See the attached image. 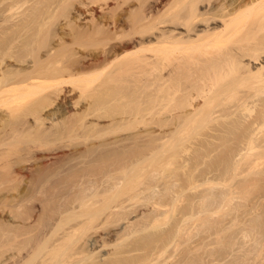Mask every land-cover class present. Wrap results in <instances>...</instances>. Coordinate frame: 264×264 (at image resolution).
Segmentation results:
<instances>
[{"label": "bare ground", "instance_id": "bare-ground-1", "mask_svg": "<svg viewBox=\"0 0 264 264\" xmlns=\"http://www.w3.org/2000/svg\"><path fill=\"white\" fill-rule=\"evenodd\" d=\"M148 1L150 2V0H148ZM152 1H153V3L151 2L152 4L148 5V6H150V8L148 7L149 10L146 7H145L146 10L142 9L143 11H145L144 12L145 15H143L142 14L143 12L141 13V9H139L140 3H138V1L136 2V0H0V151H1L0 152V159L2 158L3 160H5V163L2 159L0 160V162L1 161L3 162L2 169L4 172L3 173L2 171H0V174H1L0 175L1 176L0 182L2 181L1 179H3L4 181L8 180L7 182L10 183L9 186H11V183H12L11 180H14L15 183L19 182V184H21L22 182L19 181V179H20V177L22 178V176H23L22 181H23V183L25 182L24 183L25 186L22 185V187H24V189L20 186L23 190L20 191L19 193H17L18 194L17 198L19 197L18 199H22L23 197H25V195L29 194V192L27 190L30 186H32L31 184L36 182V181L35 182H33V181L35 180V178L37 176H39L38 174L41 173L40 171H41L42 165H44V164L41 165L42 162L40 163V161H44V160L41 159V158H43L42 156L37 157L39 154L37 156L35 155L36 158L34 155L32 156V159L33 158L34 159L32 162L29 160V163L31 162L30 165H28L29 163L24 160V162H27L28 164L26 163V165L21 166V169L26 171L28 174L24 173L25 175L22 174L19 176L15 173L17 176L16 177L14 175V173L13 174L11 173V171H14L15 168L13 167L14 169L10 170L12 166H15L14 160H10L11 155L14 156V154L12 153L13 151L11 150V147H13V145L16 144V142H18V140L20 141V138L21 139H25L23 137L27 138V136H25V135H28L29 133L30 134L34 133V135L37 134L36 137H38V138H39L38 135H40L41 138H43L45 133L47 134V132L50 130V129L48 130V127L50 125L48 127L46 125H48V123H51V122L54 124L60 122L63 125V128H65V130L67 131V134H69L68 132H71V135L69 134V136H68V137L71 136L70 138L74 137L73 134L75 135L77 132H79L78 130H80V128L81 129L83 128L82 130L84 132H82L83 134H81V135H83L85 137V138L83 137L85 139V141L89 140L94 146L96 145L94 143H97L96 142L97 140L99 142V140L101 141V139H102L101 142L106 143V145H107L108 141L109 142H115L114 144L116 146H114V147H117V145L119 144L118 147L121 148L122 144H125L123 142L127 141L126 139H128L129 137L132 138V136H130V135H132L133 132L136 131V129L133 127L134 125H132L133 122L134 123L136 122L135 125L137 126V121L139 123L140 122L139 120H141V119H143V120L149 119V120H154V121L157 120L159 122L158 125H160L159 127H161V129L159 130L160 132H158L157 131L158 128L156 129L154 124H153V126L151 125L153 128L151 127L152 130H149V131H150V133L153 132L152 133V135L154 134L153 137L151 136V134L147 133L151 136L152 139L154 138L156 133L157 134L160 133L162 135V136L158 135V137H155L158 140V142H156V143H159V140L161 143H163L164 140L173 139V141L177 140V142H178V140L182 139L183 141L180 140V142L182 141L181 144H183L184 140L185 141L186 140L189 141L190 139L192 140V139H194L195 134L202 133V136H203L202 140H207V138H210V139L212 138V139H214V140L216 139L218 141H227V140L229 141V140H239V139L243 138V140L246 141V143H247V147H246V150L244 147L238 149L239 150L238 153L240 155H242V154L248 155L251 153L254 154V153H258V152L261 153V151H262V153H264V36H263L264 34L262 35V37L259 36L260 37V38L258 37L259 39H256L257 36L255 35V33L257 34L259 31H264V25H262L261 23L258 25H254V23H252L253 25L251 24L252 26L250 27L251 28L250 30H252L251 31L252 34L254 33V36H253L250 32H248L249 29L245 28V26H246L245 16H244V18H242V14L245 15V13L247 11L249 12L250 10L251 11L253 10L252 12H254L255 11L254 9L260 10L261 6L264 5V0H206L207 1L206 5L202 4L203 3V2H201L202 0H152ZM187 1H188V5H185L186 3H184V2H187ZM141 3H143V2H141ZM145 3H147V2H145ZM181 3H183V5H185V7L183 6L184 8L182 6L180 8L181 10L183 8V10H182L183 12L176 11L177 12L176 13L175 9H176V7H178L177 8V10H178ZM202 6H203V8H202ZM143 8H144V5H143ZM133 11H134V14L131 13ZM137 12L138 13L140 12L139 14H141V15H138ZM258 12H260V11H258ZM136 13H137V16H135ZM132 14L134 16H131ZM251 14L252 13H250V15ZM252 18H255V17H252ZM243 19H245V20H243ZM261 20H262V17H257V19L255 21L260 22ZM155 22H158V23H155ZM178 22L182 23V24L180 26H177V25H179ZM249 23H251V19H250ZM174 24H176V25H174ZM155 27H156V29H154ZM143 28H146V29H143ZM150 28H153L154 32L151 35L146 34L147 36H150V37H146L144 35V33H146V31ZM244 28L247 29L246 32H248V33H245L244 36L242 34L243 37H239L238 36L239 33L242 30H244ZM150 31H152V30H150ZM150 31H148V32H150ZM242 32H244V31H242ZM244 39H248V41L245 42ZM253 39L255 40V42L253 41ZM236 40H240L241 43L237 44V46H234V45L230 46L229 45L230 41H236ZM215 44H217L219 46V49L215 50V51H208V48L213 47ZM98 79H100L99 80L100 82L98 81ZM96 80L98 81V83L95 82ZM77 82H78L79 88L81 90L80 93L75 92L76 88L78 89V87H76V86H78ZM80 82H81V84H80ZM81 85H82V87H80ZM146 95H148L147 96L148 98H146ZM144 96H145V98H144ZM150 102L153 104H150ZM6 103L7 104L8 103L14 104V106H15L13 108L14 110L11 108L13 105L12 106L10 105V107L8 106V109L10 108L9 111L12 109V112H9L7 108H6L7 110H5V108L3 107V104L5 106ZM144 103L150 104L149 106H152V107H150L149 110H146V112H145V109H148V106H146ZM143 105L146 106L145 109L143 108V107H145ZM257 106L262 107V109H263L262 115L260 116L258 114H255L251 117V119H249L252 112L254 110H256ZM154 110H156V114H154L155 118L154 117L148 118L146 116L147 117V119H146L145 115H147V114L150 115V113L152 115ZM104 117L105 118L111 117L113 120V123H111L112 122L111 121V122H108L109 124H105L106 122L101 119ZM99 119H101L105 123L103 124L102 122H100ZM130 122L132 123L130 125H132V128H133L132 129L131 126L129 127V129L131 128L130 129L131 131L128 129V125ZM143 122L145 123V121H143ZM163 122H166V123L169 122V123L167 125ZM245 122L246 123H248V122L253 123L254 128L250 129L243 136L237 137L233 132V127H235L237 125H243ZM148 123L149 122H147V126L150 127V125H148ZM153 123H155V122H153ZM140 125H138V126H140ZM142 125H144V124L142 123ZM166 125H167V127H169V126L170 127L167 128ZM54 126H56V124ZM164 126L166 128H163ZM149 127L147 128V130L150 129ZM61 130H64V129H61ZM144 130L145 129H142V131H144ZM147 130H145V132ZM202 130H204V131L201 132ZM75 131H76V133H75ZM149 131H147V132H149ZM79 133H81V130ZM84 133H85V135H84ZM30 134L28 135V139H30L29 136L31 137V135H32V134L31 135ZM136 134H137V132H136ZM48 135H49V133H48ZM64 135H66V134H64ZM76 135L78 136V134H76ZM144 136H145V134H144ZM103 137L105 139H103ZM34 138L35 137H33V140H36ZM38 138H37V140H39ZM77 138H79V137H77ZM145 138H148V137L145 136ZM155 138L152 140L153 142L156 141ZM135 140H137V139H135ZM40 141H41V139H40ZM170 141H172V140H170ZM173 141L170 143L171 145L173 143V146H171V145L170 146L176 150V149H178L176 147H179L177 145L180 142L179 143L175 142L176 143V146H175ZM20 142H22V141H20ZM153 142H151V143H153ZM167 142L168 141H166V144H167ZM257 142H259V143H257ZM116 143H118V144H116ZM161 143L159 145H163V146L166 145V144H164L165 142L163 144H161ZM92 144H91V146H93ZM111 144L113 145V143H111ZM127 144L130 145L128 142H127ZM155 144H154V147H155ZM28 145L30 146V144H28ZM101 145H103V144H100V146ZM133 145H135V143H133ZM149 145H150V143H149ZM157 145L158 144H156V146ZM14 146H16V145H14ZM139 146H141V145H139ZM168 146H169V144H168ZM168 146H165L164 148H166ZM63 147H62V149H63ZM70 147H68V148H70ZM160 147L163 148L162 146H160ZM22 148H24V151L27 148L30 149V150L27 149L28 151L26 150V152L32 151L31 150L32 148L31 147L26 148V145H25V147H22ZM22 148L19 150H22ZM72 148H74V147L72 146ZM101 148H102V146H101ZM122 148H123V146H122ZM158 148L159 147L152 149V153H156V155H157V152L160 151L159 150L160 148L159 149ZM172 148H170V147L168 149L166 148L168 150L167 152L169 153L170 151H174V150H172ZM62 149H60V150H62ZM66 149H67V147H66ZM98 149H99V147L97 148V151H98ZM109 149H111V148H109ZM166 149H164V150H166ZM13 150H15V148ZM34 150H35V148H34ZM79 150L80 149L78 146L75 147L74 149L66 150L68 152L62 150V152H58V155H56V158H58V157L60 158V157L65 156L67 154L70 157L72 155L75 156L76 154L80 153L81 150L80 151ZM131 150H133V149H131ZM139 150H143V149L140 148ZM139 150H138V153H139ZM85 151H86V149H85ZM135 151H136V149H135ZM21 152H23V150ZM34 152L35 151H33V153ZM88 152L89 151H87V153ZM105 152H106V150H105ZM116 152L117 151H115V153ZM143 152H144V150H143ZM30 153H32V152H30ZM136 153H137V151H136ZM152 153L150 151V155H154ZM176 153L175 154L173 153V154L177 156ZM42 154H44V153H42ZM160 154H164V153L162 152ZM160 154H159V157H161ZM23 155L25 156L27 154H23ZM86 155H89V154H86ZM150 155L148 156V160H146L147 157H145V160H144V158H142L145 161V162L142 161L144 164L141 162L142 165H145L146 161H150V159H152V158L154 160V157H156V155H154V157L149 158ZM166 155L168 158V154H166ZM171 155L169 156V158H172ZM15 156H16V154H15ZM54 156H55V154H54ZM92 156H93V154H92ZM92 156H91V158H92ZM126 156H127V153H126ZM132 156L134 157L133 154H132ZM144 156H147V155H144ZM176 156H173V157L177 158ZM18 157H17V159H18ZM26 157H29V156H26ZM86 157H84V158H86ZM105 157H103V158H105ZM117 157H119V156H117ZM122 157H123V155H122ZM129 157H130V155H129ZM159 157L157 156V159ZM163 157H165V156H163ZM19 158L20 159H18V161L20 160V163H21L20 165H22V163H23L22 159L24 157L23 158L19 157ZM30 158H28V159H30ZM51 158H52V156H51ZM79 158H81V157L79 156ZM134 158L136 159L137 157H134ZM46 159H48V158L46 157ZM82 159H83V157H82ZM161 159H162V157L158 159L159 160L158 162H161L160 161ZM172 159H174V158H172ZM56 160H58V159H56ZM124 160L125 159H123V161ZM169 160L166 159V161H168V162H166V161L165 162L169 164L170 163ZM45 161H47V160H45ZM54 161L55 160H53V163H54ZM118 161H120V160H118ZM123 161H122V165L119 163L120 168H118V166H117L118 171L115 170V171L109 172L108 174L104 173V174H106L104 176H103V173H100V174H102L101 176H100V174H99V176L97 175L99 178L106 176L105 178H102L103 180L110 177L111 180L108 179V183L106 182L107 180L100 182L101 179H98V178L96 179V175L94 173H92L91 171H89V173H88V171L85 169V167H82L86 170V171H84L82 169L84 172H87V175H86V173H83V172L80 173L79 172L80 174H85L86 176L84 175V177H82L83 175L80 176V174H77V176L84 178V182H85V178L89 177L88 174H90L92 179L95 178L97 181L99 180L100 183L96 182L98 185L97 186L96 183H94V181H96L94 179L93 183L95 185H92L93 183H91L90 179L89 180L86 179L87 181L84 184V183H82L83 180L80 178L82 180V181L80 180L82 184L79 185L78 184L79 182H77V184L79 185V189L80 188L82 189L83 186L86 184H87V186H91V185L93 187L97 186L99 189L100 188L99 186L102 185L101 183H104V182H105L103 184L104 187H103V185L101 187L105 188V189L103 191H100V192H99L100 189L99 190L97 189L98 191L96 190V191L92 192L91 194L89 193L90 192L89 191L88 194H84L83 196H77L76 195L79 199H76L77 197L76 198L74 197L75 199H73V200H75V201L80 200V203L78 202V205H81V206L83 205L82 207L84 208V209H81L82 212L80 211V216H84L82 219H79V221L82 220V222L77 223V225L74 223H76L78 221V219H77L78 213L75 214L77 209L72 210L73 207L71 208L72 211H75L73 213V215H71L72 214L71 211H70V213H69V211H67V214L69 213L68 214L69 216H67V218H64L61 216L62 217V218H60L61 220L59 219L60 221L58 220L59 222H57L58 225L57 224L55 225V223H54L56 228H54L53 232L57 231V234L51 232V235H49L50 233L49 234L47 233V235H49L48 237L45 234H42V235H45L42 237V235L40 234V232H44V231H42L44 227H42L41 230L38 229L40 231L37 232L38 235H41V237H42V238L40 237L41 239H39V237L37 236V233H35L33 231L34 228L32 227V225H31V227L33 229L29 225L28 227H30L31 231H33V234H35L34 238H36V236H37L36 239L38 241H37V244L35 242V244H36L35 247L34 246L32 247L30 245L32 247L31 248L32 250L30 251V253L28 252L29 254H27V256H24L21 253H20L21 255L19 253H17V254H13L10 257L8 255H6V258L2 259V261H1V256L3 257V254H1V253L3 251L5 252V250H7L5 248H7L9 246L12 247L11 244L16 242L17 240H18L17 242H19V244H21V242H23L25 240L24 239L23 241H21L22 238L21 239L19 238V234H20L19 232L21 231L22 227H25L28 229V231H23L24 232L23 235H25V232L27 235V233L30 231L29 230L30 228L27 227L28 224H24L23 220H25V222L29 221V219L26 220V217L27 216L30 217L31 214H29V213L31 212V210L29 209L30 212L27 215L24 211H23L25 213V214L23 213L24 215L22 213H19L20 212V211L18 212L19 208L18 209L16 208L19 206L18 202H16V203H18V206L16 205V207H15L17 210V213L12 214L9 211L4 210V208H1L0 226H1V224H3V225L5 224L4 227L6 228V223L9 224V226L12 224V226H13L12 229H14V235H12L13 231L11 234L12 236L8 235L6 233V235H7L6 238L4 236L5 232L3 234L2 233L3 230L1 231L2 235L5 238V242H6L5 244L9 245V246H5L4 242H3L4 240L2 242L0 241V243H1V245H0V255H1L0 261L2 262V264L4 262H6L8 259H12V258H14V261H13L14 264H68V263L70 264V262H73L72 259H74V261H75V257H77V256H78V258H76V261L74 262V264H76L77 261L79 262V264H81L82 262H84V263L87 262L86 264H140V263L144 264L149 258H150L149 264H155L156 262H159L155 255H157V256L159 255L162 257V254L166 250V248L170 247L169 245H171V244L173 245V243H174L175 245H177V248H178L179 243L177 242V240L181 238V234L180 235L178 234L180 238H178V235H176V234L178 233V231L181 230V228L182 229L184 228L183 226L187 227L188 219H191V218L194 219V217H196V215L202 211H204L205 213H210L211 211H213V213L218 212L220 210V208L217 211L216 210L217 207H222L221 203H217L218 199L216 200V204H214L212 202L208 203L209 199L211 197L210 196L211 193L213 196V192L210 191L207 194L203 193L205 196L202 195V198L200 200L201 205H202L200 207H202L203 209L202 208L200 210L198 209L199 210L198 211V210H196L197 209L196 208V209H193L195 211H193V210L191 211V209H192V208L190 209L191 204L189 205L190 207L184 206V208L187 207L186 210H189V211L186 212V210L184 208H182V209H184V211H180L182 214V221H181V223L179 222L180 224H178V227L176 230L177 233L173 232L175 234V236L173 237L174 234L170 235V236H172L171 239H169V237H168V239L170 241L167 240L168 242H166V243L164 242L165 244L160 246V248L157 244L158 247L156 248L153 244L155 238H147L148 239V241L146 240L147 246H145V247H147L146 249H150V250H148L147 254L146 253L145 254L148 256V259L145 258V256L144 257L140 256V258L142 259L141 260L138 256L135 259H132V261H130L128 259H127V261H125V259H122V257L119 258V257L114 256L112 259L108 258L109 261H108V259L103 261L104 259H106L105 257H107V255H110L109 254L110 252L108 250L106 251L105 249H107V247H111L112 244L115 245V244L119 243V241H116L115 243L113 241L115 239V236L118 235L117 233H120L118 231H120V229H121L120 227H119L120 229L119 228H117V229L116 228L115 229L114 228L113 229L112 228H105V227H107L108 224L106 223L105 227H104L103 226L104 223L107 221V219H110L109 218L110 216H112L114 218L116 217L115 220L117 219L119 222L122 219L123 220L126 219L122 216V215L127 214L126 212H128L127 209H126L127 211L124 210L125 208H127L124 205L126 198L127 199H134L136 197L137 198L139 197V200H140L141 199L140 195L147 193V191L149 192V194H151L150 196H152V193H150V190H151V192L152 191L154 192V190L156 189L155 187H157L156 185H158V184H156V182H155L156 185L152 184L153 179H155L156 176H154V178H153V175L150 174L152 176L151 178H153V179L150 178L151 181H148L149 180V179L147 180L148 177L143 175V173L141 174V172H140L137 174V171H136V173H135V171L132 172V170H136L135 165L139 166L140 160L133 161V164L130 163L131 164L130 169H131V167L132 168L135 167L134 169H131V171L129 168H126L130 172L135 173L132 175H130V173L125 174L126 172H128V170H126L124 172L125 168L122 169V166L127 167L128 164H125L126 161L125 162H123ZM50 162H52V161H50ZM113 162L114 161H112L111 163H113ZM115 162H117V161L115 160ZM150 162H152V161H150ZM172 162H173V160H172ZM186 162H188V161H186ZM55 163H57V162L55 161ZM55 163L53 164L54 165L53 167H55ZM123 163H124V165H123ZM156 163H152V165L155 166ZM166 163H165V165L167 166ZM99 164H96V165H98V167H99ZM101 164H102V162H101ZM163 165L164 164L162 162V167H164ZM46 166H48V165H46ZM51 166H52V164L48 167L50 168ZM56 166H57V164H56ZM159 166L161 167V165H159ZM166 166H165V168H166ZM186 166H187V164H186ZM150 167H151V165H150ZM160 167L157 166V168H160ZM162 167H161V169H162ZM94 168L96 169V166ZM2 169H1V164H0V170H2ZM149 169H151V168H149ZM50 170H51V168H50ZM113 170H114V168H113ZM15 171H17V170H15ZM59 171L61 172V170H59ZM75 171H77V170H75ZM104 171H105V169H104ZM156 171H158V170H156ZM162 171H164V168ZM166 171H164V172L166 173ZM102 172H103V170H102ZM151 172L154 173V171H151ZM158 172H160V171H158ZM158 172H155V174L156 173L159 174ZM164 172H162L163 177H164V175H166ZM55 173H58V172H55ZM91 173L93 175H95V177H92ZM74 174H76V173L74 172ZM74 174L73 173L71 174L72 177L74 176ZM42 175L45 176V174H42ZM52 175H54V177L52 176L53 177L52 180H51L52 177L48 176L50 178L49 179L50 183L48 182V178L45 176L46 178L43 177L44 181L41 182L39 180L40 181L39 183H41L40 185H42V183H43L42 187L47 185V187H49L50 190L53 188V189H56L57 191L58 190L60 191L61 189L65 188L64 186L63 187L61 186V184L67 183L65 180L68 179V183H70V180L74 179L76 177L75 176L74 178L70 179L69 177H71V175L70 176L64 175L62 177L59 176L56 178V174H52ZM65 176H67V179L62 180L63 178H65ZM214 178H215V176H214ZM143 179H144V181L146 180L147 182H143ZM157 179H159V178H157ZM162 179L163 178H160V180H162ZM213 179L210 180V177H209V179L207 178L206 181L203 183L204 184L212 183V185L214 184V186H215V185H217L218 179H217V177H216V179H214V180ZM41 180H42V178H41ZM45 180H47V181L45 182ZM61 180L65 181V182L61 183L62 182ZM14 181H13V184H14ZM37 181H38V179H37ZM88 181L90 182L91 185L90 184L88 185V183H89ZM7 182H2V183H4L6 185ZM148 182H151V183H148ZM199 182H198V184H199ZM2 183H0V184L2 185ZM146 183H148V185ZM158 183H159V180H158ZM175 183L174 184L170 183L171 185L168 183L170 186L165 188L166 190L162 189V190H164V192L162 191L163 192L162 193V200L165 197L166 198H165L164 202L160 199L162 202L160 204L158 203L160 200L159 201L156 200V202L158 203V206L161 205L162 207H165L166 209L163 212L162 211L159 212V210H158L160 215L156 214V212H155V215L152 218V220L156 221V222L152 221L151 222L152 224L153 223L156 224V223H158V221H161L162 217L160 218V216L164 215L167 217L168 214L170 215L169 212H172L173 210L176 211L178 209V208L175 209V207L178 206L177 202L180 199H183L184 197L183 198L179 197V193H181L180 191L183 189H181L179 191L178 188H176L177 189L176 190L175 189V185H176ZM19 184L16 183V186ZM37 185H38V183H37ZM140 185H142L143 187L146 185L147 186L145 188H143V187L140 188L141 187ZM33 186H35V185L33 184ZM60 186L62 188L58 189V188H60ZM69 186L70 185L67 184L66 188H68ZM87 186H85V187L87 188ZM92 186H91V188L93 189ZM136 186L137 187L139 186L138 187L139 189L137 188L138 191L137 192L134 191L135 193L134 192L131 193L130 190H134V189L136 190ZM214 186L212 188H214ZM39 187L40 186L38 185V188ZM47 187H45V188H47ZM85 187L83 188V191H84V189H86ZM176 187H177V185H176ZM17 188H19V186ZM49 188H48V190H49ZM66 188H65V191H66ZM75 188H76V186H75ZM39 189H42V188L40 187ZM88 190L89 189L87 188V191ZM127 190H129V191H127ZM30 191H32V190H30ZM72 191H73V189H72ZM79 191H81V190H79ZM122 191L126 192V193L130 192L131 194L128 197H126L125 196L126 194H125L124 196L126 198L123 197L119 203L112 204L113 201L116 200V196H117L116 192L118 194L119 192H122ZM156 191H155V193H156ZM165 191H167L169 194L167 192H166V194H164ZM47 192H50V191H47ZM52 193L54 194L55 192H52ZM52 193H49V194H52ZM74 193H72V194L74 195ZM128 193H127V195H128ZM155 193H153L152 197H154L156 195ZM222 193H223L224 198H225V196H226V198L229 197L224 192H222ZM58 194H59V192H58ZM108 194H109V196L107 197ZM170 194L174 196L173 200H171L172 197H169ZM182 194L180 196H182ZM100 195H104L105 200L103 199L104 201L102 200L103 201L102 203L99 201L100 205H96L94 207L95 209H92L91 208L92 204L95 205L98 202L94 199H96V197L98 198V196H100ZM167 195L171 201L170 200L166 201ZM175 195H176V198H175ZM214 195H216V194L214 193ZM15 196L16 195H14V197ZM57 196H60V195H57ZM143 196H147V195H143ZM157 196H159V195H157ZM218 196H219V193H218ZM51 197H53V196H51ZM214 197L215 196H213V198ZM17 198H14V199H17ZM28 198L29 197H27V199ZM30 198H31V196H30ZM43 198H44V196H43ZM102 198H103V196H102ZM148 198H146V199H148ZM155 198H154V200H155ZM186 198H184L183 201ZM23 199L25 200V198H23ZM91 199H93L95 202H93ZM146 199H142V200H146ZM152 199H150V200H152ZM59 200H62V199H59ZM73 200H72V202H73ZM139 200H137V201L139 202ZM230 200H231V198H230ZM47 201H50V200L48 199ZM55 201H58V200H55ZM64 201H63V204H64ZM66 201H69V200H66ZM150 202H152V201H150ZM150 202L148 201V203H150ZM60 203H62V202H60ZM89 203H90V205H89ZM153 203L155 204V202H153ZM13 204H15V203H13ZM45 204L48 205V202H45ZM68 204L70 205L71 202ZM84 205L85 206L87 205L86 207L87 208L89 207V208L85 210L86 207ZM7 206H5V208ZM30 206H33V205H30ZM130 206L132 207L131 204H130ZM192 206H193V204H192ZM211 206H212V208H211ZM19 207H22V206H19ZM57 207H60V205ZM76 207H77V205H76ZM107 207H109V209L107 211H109L110 208H111V210L108 213L105 212V214H107V215L106 216L104 215V216H102L103 218H100L101 213L105 209H107ZM53 208L54 207H51L50 209L53 210ZM68 208H69V206H68ZM128 208H130V207H128ZM169 208H170V210L172 209V211H169ZM193 208H194V206H193ZM22 209L23 208H21V210ZM78 209H79V206H78ZM132 209H133V207H132ZM153 209H154V207H153ZM23 210H25L27 212L29 211L25 208ZM55 210L57 211V209H55ZM55 210H53V211H55ZM207 210H208V212H207ZM46 211H44L45 215H43V212L41 214L43 216L47 217L48 215H46ZM53 211L52 212L50 211V212L54 213ZM62 211H64V208L62 209ZM129 211H131V210H129ZM48 212H49V208H48ZM136 212H137V209H136ZM152 212H150V213L152 214ZM62 213L64 214V212H62ZM19 214L23 215V219L18 218L20 216ZM33 214H34V212H33ZM41 214H40V216H41ZM172 214H173V212H172ZM202 214H204V213H202ZM25 215H26V217H24ZM212 215H214V214H212ZM40 216H39V218H40ZM43 216H41V217L43 218ZM73 216H74V218H73ZM75 216H77V217H75ZM50 217H53V216H50ZM55 217H53V218H55ZM125 217H127V216H125ZM147 217H149V216L147 215ZM147 217H146V220L149 221L150 217H149V219H147ZM198 217L199 218L201 217V213H200V215L198 214L197 218ZM42 218H41V221L43 220ZM63 218L65 219V221ZM48 219H49V216H48ZM74 219L76 221H74ZM98 219H101L100 220L101 222L98 221ZM201 219L204 222L206 221L203 219V215L200 218V220ZM18 220L23 221L21 226H20L21 221L19 223ZM51 221H53V219ZM71 221H74V223ZM124 221H126V220H124ZM139 221H138V224L137 223L136 224L140 226ZM148 221H146V222H148ZM95 222H96V224H95ZM97 222H99V224H97ZM29 223H31V222H29ZM47 223L48 224L46 226H48L50 223H51V225L53 224L52 222H50V223L47 222ZM108 223H109V221H108ZM122 223H124V222H121V224ZM133 223L134 222H132V224ZM185 223H187V224H185ZM23 224L26 226H24ZM35 224H37V223H35ZM38 224L40 225V221L38 222ZM100 224H103L102 226L104 227L103 229H105V232H101L104 230L100 231V228H101ZM125 224H127V223H125ZM125 224L122 226V228H124L123 230L128 231L127 227H129V226H125ZM192 224H194V223H192ZM42 225H40V226H42ZM134 225H135V223H134ZM114 226H115V223H114ZM116 227H118V226H116ZM137 227L138 226H136V229H137ZM149 227H151V226H149ZM189 227H190V224H189ZM25 228H22V230ZM49 228H50V226H49ZM131 228L132 227H130L129 230ZM216 228H218V227H216ZM10 229H9V232L11 231ZM27 229H25V230H27ZM46 229H47V227H46ZM62 229H65V230H63L64 234L62 233V236L60 234L57 238L56 235H58V233H60V231ZM106 229H109V230H106ZM190 229H191V227H190ZM137 230H139V229H137ZM140 230H142V229H140ZM145 230H146V228H145ZM4 231L8 232L7 230H4ZM135 231L136 230L134 228V230H132L133 233H129V232L128 233L132 234V235L137 234V231H136V233H135ZM188 231L191 232V230H189V228H188ZM188 231H187V235H186L187 238L189 236L191 237V235L189 234ZM130 232H131V230H130ZM219 232L217 230L215 232V230H214L215 235L219 234ZM124 233L126 234L125 231H124ZM128 233H127V235H128ZM31 234H32V232H31ZM243 234L245 237L250 238L251 233L249 234V231H246ZM52 235L56 239L54 237H51L54 239H53V242L50 244V242H48V241L50 240V236H52ZM132 235H128V237L132 236ZM163 235L165 236V234H163ZM10 236L11 237L14 236L13 239L12 238L10 239ZM29 236L31 237V235H29ZM75 236H78V237H76V239H75L76 243H74V244L75 245L77 244L78 246L77 245L75 246L74 244L70 243V242H72V240L74 241ZM176 236L178 239H176ZM198 236H199V233H198ZM257 236L259 237V235H257ZM16 237H17V239H16ZM25 237H27V236H25ZM30 237H29V239H30ZM120 237L122 240L124 239L122 237L128 238V237L124 236V234H123L122 236L118 237V240L120 239ZM0 238H2L1 235H0ZM7 238H9V240H11V242L8 240L6 241ZM18 238L20 239V241ZM32 238L33 237H31V239ZM69 238H70V240H68ZM134 238H136V237H134ZM222 238H218V240H221ZM230 238H232V237H230ZM29 239L24 241V242H26L25 246L26 245L28 246V242L30 243ZM159 239H160V241L162 240L161 237ZM189 239L192 240V239H194V237L188 238V240L186 239V242L190 241ZM199 239H200V237H199ZM67 240L70 241V242H68V245H67V243H64V241L66 242ZM122 240H120V241H122ZM126 240L127 241L130 240V238L126 239ZM133 240H136V239H132V241ZM156 240H158V239H156ZM203 240H204V238H203ZM203 240L201 239V241H203ZM233 240H235V238ZM127 241H125V242H127ZM163 241H166V239L165 240L163 239ZM111 242H113V243H111ZM199 242L200 241H198V243ZM225 242H226V240H225ZM225 242H223V243H225ZM23 243H22V245H23ZM108 243H109V245H108ZM227 243L228 242H226V244ZM14 244H12V245H14ZM71 244L74 245L73 246L74 248L71 247L72 251L70 252L69 250H71V248H69V247L71 246ZM120 244H121V246L123 245L122 243H120ZM183 244H186L185 241H184V243H182V245ZM200 244L203 245L202 243H200ZM220 244H221V242H220ZM220 244L218 243L219 246H220ZM232 244H231V246H233ZM2 245L5 247H3ZM22 245L20 247H17V246H19V245H17L14 247V249H17V248L20 249L22 247ZM197 245L199 246V244H197ZM25 246H23V247H25ZM225 246H223V247H225ZM118 247L119 246H117V248ZM210 247H212V246H210ZM210 247H208V248H210ZM227 247H228V245H227ZM1 248L2 249L4 248V249L1 250ZM67 248H69V250ZM215 248H216V250L217 249L220 250L219 248H217V245ZM215 248L213 247L212 250H214ZM19 249H17V251H19ZM22 249L23 248H21V250L19 252H21ZM28 249H29V247H28ZM119 249H118V251L122 252ZM156 249H158V250L155 251ZM193 250H196V249L194 248ZM212 250L210 251V253L213 252ZM250 250H252V249H250ZM114 251H117V249ZM142 251H144V250H142ZM190 252H191V250H190ZM215 252H217V251H215ZM225 252H226V249H225ZM98 253H100V254L98 255ZM129 253H132V251H130ZM238 253H240V252H238ZM105 254H106V256H104ZM213 254H215V253L213 252ZM213 254H211V255H213ZM79 255L81 256L80 261H79ZM82 255H83V257H82ZM118 255H119V253H118ZM136 255H138V254H136ZM172 255H174V254H172ZM218 255H220V254L219 253L215 254V256H218ZM246 255H247V252H246ZM121 256H124V255H121ZM176 256H178V255H176ZM97 257H100L99 258L100 260L98 259L99 262L97 260ZM110 257H111V255H110ZM129 257H132V256H129ZM134 257H132V258H134ZM187 257H188V255H187ZM170 258L168 257V259L166 258L163 261H166V260L168 261V260H170ZM218 258L216 257L215 259H218ZM144 259H146V260H144ZM185 259L187 260V258H185ZM233 259H235V258H233ZM186 260H184V261L180 260L178 262H180L179 264H184V263L190 262L189 259H188L189 262H185ZM201 260H202V262H200ZM201 260L198 261L199 263L197 262V260H194V261L197 262V264H200V263L202 264L203 259H201ZM101 261H103V263H100ZM181 261H182V263H181ZM241 261H243V260H241ZM1 262H0V264H1ZM147 262H146V264H148ZM192 263H194V262H192ZM165 264H167V263H165Z\"/></svg>", "mask_w": 264, "mask_h": 264}, {"label": "rangeland", "instance_id": "rangeland-1", "mask_svg": "<svg viewBox=\"0 0 264 264\" xmlns=\"http://www.w3.org/2000/svg\"><path fill=\"white\" fill-rule=\"evenodd\" d=\"M138 1V3H140V5H139V9H141V13L143 14V15H145V11H143L144 9L146 10V8H150V6H148V5H151L152 3H153V1L152 0H150V2L148 1V0H136V2ZM143 2V3H141V2ZM145 2H147V3H145ZM149 2V3H148ZM152 2V3H151ZM201 2H203L202 4L203 5H206V3H207V1L206 0H202ZM176 3V2H175ZM184 3H186L185 5H188V1L187 2H184ZM143 5H144V8H143ZM179 5V4H178ZM185 5H183V3H181V5H180V7H179V9L181 8V6L183 7H185ZM141 7V8H140ZM146 7V8H145ZM183 7V8H184ZM149 8H148V10H149ZM177 8L178 7H176V9H175V12L176 11H178V12H183L182 10H183V8H182V10L180 11L179 9L177 10ZM202 8H203V6H202ZM143 9V10H142ZM147 10V11H148ZM255 11L254 12H252L251 10L246 14L245 13V15H243L242 14V18H244V16H245V19H246V22H245V24H246V26H245V28H247V29H249L248 30V32H250L251 34H252V30H250L251 28V26L253 25L252 23H254V25H258V24H262V25H264V5H262L261 6V8H260V10L259 9H254ZM260 11V12H258V11ZM131 13H133L134 14V11L133 12H131ZM138 13V12H137ZM137 13L135 14V16H137ZM140 13V12H139ZM138 13V15H141V14H139ZM177 13V12H176ZM250 13H252L251 15H250ZM131 15V16H134V15ZM247 15V16H246ZM252 17H255V18H252ZM257 17H262V20L260 21V22H256L255 20L257 19ZM245 19H243V20H245ZM250 19H251V23H249L250 22ZM254 21V22H253ZM180 22V21H179ZM178 22V24L179 25H177V26H180L182 23H179ZM244 22V21H243ZM155 23H158V22H155ZM249 24V25H248ZM252 24V25H251ZM174 25H176V24H174ZM244 28V30H242V31H244V32H240L239 33V37H243L244 36V34L245 33H248V32H246L247 31V29H245ZM143 29H146V28H143ZM154 29H156V27L154 28ZM153 28H150V29H148L147 31H146V33H144V35L146 36V37H150V36H147L146 34H152L154 31ZM150 30H152V31H150ZM148 31H150V32H148ZM242 34H243V36H242ZM264 34V31H259L257 34L255 33V35L257 36L256 37V39H259L260 37H262V35ZM253 36H254V33L252 34ZM251 36V35H250ZM260 36V37H259ZM264 36V35H263ZM259 37V38H258ZM237 38V37H236ZM255 38V37H254ZM262 39V38H261ZM244 41L245 42H247L248 41V39H244ZM253 41L255 42V40L253 39ZM239 43H241V41L240 40H236V41H230L229 42V45L231 46V45H234V46H237V44H239ZM219 49V46L217 45V44H215L213 47H210V48H208V51H215V50H218ZM100 79H98V81H99ZM98 81L96 80L95 82H97L98 83ZM100 82V81H99ZM77 84H78V82H77ZM80 84H81V82H80ZM83 84V83H82ZM76 87H78V89L76 88V90H75V92L76 93H80V88H79V84H78V86H76ZM80 87H82V85L80 86ZM148 95H146V98H148L147 97ZM144 98H145V96H144ZM143 99V98H142ZM145 104V103H144ZM150 104H153V103H151L150 102ZM150 104H145L146 106H148V109H145L146 108V106L145 105H143V106H145V107H143L144 109H145V112H146V110H149L150 109V107H152V106H149ZM10 105L12 106L11 108L13 109L15 106H14V104H7L6 103V107L4 106V104H3V107L5 108V110H7L8 109V106L10 107ZM7 108V109H6ZM10 109V108H9ZM9 109H8V111H9ZM12 109L9 111V112H12ZM14 110V109H13ZM262 111H263V109H262V107L260 106H257L256 107V110H254L253 112H252V114H251V116H250V118L249 119H251V117L253 116V115H255V114H258V115H262ZM154 114H156V110H154V112H153V114L151 115V113H150V115H145V118L147 119V117L148 118H155V115ZM147 116V117H146ZM157 116V115H156ZM105 118V117H104ZM101 118L103 121H105V122H103L101 119H99L100 120V122H102L103 124L105 123V124H109L108 122H111V123H113V120H112V118L111 117H107V118ZM111 118V119H110ZM110 119V120H109ZM143 119H141V120H139L140 122L138 123V121H137V126L135 125L136 124V122L134 123L133 121V124L130 122L129 123V125H128V129H129V127L131 126V128H132V125H134L133 127L136 129V131H134L133 132V134L132 135H130V136H132V138H128V139H126L127 141H124L123 143H125V144H122V146H123V148H122V146H121V148L120 147H118L119 146V144L118 143H116V144H118L117 145V147H114V146H116L114 143L115 142H107V145H106V143H102L101 141H102V139H101V141L99 140V142H98V140L96 141L97 143H94V144H96L95 146L89 141V140H86L85 141V137L83 136V135H81V134H83L82 132H84L81 128H80V130H81V133H79L80 132V130H78L79 132H77L76 133V131H75V133L76 134H78V136L75 134H73V136L74 137H72V138H70V137H68L69 136V134L71 135V132H68L69 134H67V131L65 130V128H63V125L59 122V123H55L56 124V126H54L55 124L54 123H48V125H46L47 127H48V130L50 131H48L47 132V134L45 133V135L43 136V138H41V136L40 135H38L39 136V138L38 137H36L37 136V134L36 135H34V133H29L30 135H31V137L29 136V138L30 139H28V135H25V136H27V138L26 137H23V138H25V139H21L20 138V141H22V142H20L19 140H18V142H16V144H14V145H16V146H14L13 145V147L15 148V150H13L14 148L13 147H11V150L13 151L12 153L14 154V156L13 155H11V159L10 160H14V162L17 164H15L14 163V165L15 166H12L11 167V169L10 170H12V169H14V171H11V173L13 174L14 173V175L16 176V174L17 175H22V174H26L27 172L26 171H24V170H22L21 169V166H23V165H26V163L28 162L29 163V160L32 162L33 161V159H32V156L34 155H38L37 157H40V156H42L43 158H41V159H43L44 161H40V163H41V165L42 164H44V165H42V168H41V173L40 174H38L39 176H37L36 178H35V180L33 181V182H35V183H33L35 186H33V184H31L32 186H30L29 188H28V192H29V194L28 195H25V197H23V198H25V200L22 198V199H18L17 198V193H19L20 191H22L23 189H24V187H22V185H24V183H23V181H22V178H23V176H22V178L20 177V179H19V181H21L20 183L21 184H19V182H16V183H18L19 185H17L16 186V183H15V181L14 180H11L12 181V183H11V186H9V184L10 183H8L6 180L4 181L3 179H1L2 181L0 182V183H2V182H7V186L4 184V183H2V185L0 184V212H1V208H4V210H6V211H9L10 213H12V214H14V213H17V210H16V208L18 209L19 208V210H18V212L19 213H26V215L30 212V210H31V212L29 213V214H31L30 215V217L29 216H27L26 217V215L24 216V217H26V220L27 219H29V221L27 222H25V220H23L24 221V224H28L27 225V227L30 225V227H31V225H32V227L34 228V232L35 233H37L38 231H40L41 230V228L42 227H44L43 228V230L42 231H44V232H40V234L42 235V234H45V235H47V233L49 234V235H51V232H53V230H54V228H56V224L58 225V223L57 222H59L61 219L60 218H62V217H64V218H67V216H69L68 214L70 213V211L72 212V214L71 215H73V213L75 212V211H72V210H75V209H77L76 210V213L75 214H77V216H75V217H77V219H78V221H79V219H82L84 216H80V211L82 212V210L81 209H84L81 205H78V202L80 203V200L78 201H75V200H73V199H75L77 196H83L84 194H88V192L91 194L92 192H94V191H96L97 189H98V185H97V183H100L101 181H104V180H107L106 182L108 183V179H110V177H108V178H106V179H102V178H105V177H102V178H99L98 176H99V174L100 173H103V176L104 175H106V174H104V173H109V172H112V171H115V170H117L118 171V169H117V166H118V168H120V164L122 165V161H123V159H125L123 162H125V164H128L127 165V167L126 166H122V169H124V172L126 171V170H128V169H126V168H129L130 169V166H131V164L130 163H132L133 164V161H138V160H140V164H139V166L138 165H135L136 166V170H132V172H134L135 171V173H136V171H137V174L138 173H140L141 172V174L143 173V175H145V176H147L148 178H147V180L148 181H151V179H153L154 178V176H156V178L155 179H153V185L155 184V182H156V184H158V185H156L157 187H155L156 189L154 190V192L152 191L151 192V190H150V193H152V196H153V193H155V191H156V195L154 196V197H152V196H150L151 194H149V192L147 191V193H145V194H143V195H147V196H143L142 194V196L144 197H142L141 195H140V200H139V197L137 198H134V199H127L126 197H128L132 192H137L138 191V187L136 186V190L134 189V190H130L131 191V193L129 192H127L128 193V195H127V193L126 192H119L118 194H117V192H116V200H114L113 201V203L112 204H117V203H119L121 200H122V198L123 197H125L126 198V201H125V203H124V205L127 207V208H125L124 210H128V212H126L127 214H125V215H122L124 218H126V219H124V220H126V221H124L122 218V220H120V222L118 221H116L115 220V218L114 217H112V216H110L109 214V218L110 219H107V221L104 223V225L103 224H100L101 225V228H100V231L101 230H104V231H101V232H105V229H103L104 227H105V224L107 223L108 225H107V227H105V228H119L120 229V231H118V232H120V233H117L118 235H116L115 236V239H114V243L116 242V241H119V243H117V244H115V245H111V247H107L108 245H109V243H108V245L106 246L107 247V249H105L106 251L108 250L109 252V254L111 255V257H110V255H107V257H105L106 259H104L103 261H105V260H107L108 258L109 259H112L114 256H116V257H119V258H121L122 257V259H125V261H127V259L128 260H130V261H132V259H135L136 257H138L139 256V258H140V256L141 257H144L145 256V258H147L148 259V256L146 255L147 254V251L148 250H150V249H146L147 247H145V246H147L146 245V242L148 241V239L147 238H155V240L156 239H158V240H154V246L157 248L158 246H159V248H160V246H162V245H164L166 242H168V241H170L169 239H171L172 238V236H170V235H173L175 232H176V230H177V227H178V224H180L181 223V221H182V214H181V212L180 211H184V209L186 210L187 209V207L186 208H184V206H189L190 204V209H191V211L193 210V209H196V210H200L202 207H200V206H202L201 205V202H200V200H201V198H202V195H204L203 193H205V194H207V193H209L210 191L211 192H213V196H215L214 198H213V196H212V193H211V197H210V199H209V202L208 203H214V204H216V200L218 199V201H217V203H221L222 205V207H217V211L219 210V208H220V210L218 211V212H214L213 213V211H211L210 213H205L204 211H202V212H200L201 213V217H202V215H203V219L204 220H206L205 222L202 220H200V218L198 217L197 218V216H198V214L200 215V213H198L197 215H196V217H194V219H188V224L187 223H185V224H187V227L186 226H183L184 228L182 229L181 228V230L180 231H178V233L176 234V235H180L181 234V238L179 237V235H178V238H180V239H178L177 238V236H176V239H178L177 240V242L179 243H177L178 244V248H177V245H175L174 243H173V245L171 244V245H169L170 247L168 248H166V252L164 253L163 252V254H162V257L161 256H157V255H155L156 257H157V260L160 262H156L155 264H165V263H167V264H179L180 262H178V261H180V260H182V261H184V260H186L185 258H187V260L189 259L190 260V262H189V260L187 261H185V262H189L190 264H197V262L199 261V260H201V259H203V263L202 264H264V153H262V151H261V153H251V154H248V155H246V154H242V155H240L238 152H239V148H242V147H244L245 148V150H246V147H247V143H246V141H244L243 140V138H241V139H239V140H227V141H218V140H214V139H210V138H207V140H202V133H200V134H195L194 135V139H190L189 141H185L184 140V142H183V144H181V142L183 141L182 139H180V140H182L181 142H180V140H178V142H177V140H175V141H173V139H170V140H172L173 142H174V144H175V146H176V143H179L177 146H179V147H176V148H178V149H173L171 146H173V143H172V145L170 144L172 141H170V140H164V144H166V141H168L167 142V144L165 145V146H168V144H169V146L168 147H166L167 149L170 147V148H172V150H174V151H170L169 153L167 152L168 150L166 149V148H164L165 146H163V145H159L161 142H160V140H159V143H156V142H158V140H157V138H155V137H158V135H160V136H162L160 133H156V135L154 136V138H155V140L156 141H152L153 139L151 138V136L153 137V135H152V133H150V131L149 130H152V126H153V124H154V126H155V128L157 129V131L158 132H160L159 130L161 129V127H159L160 125H158L159 124V122L156 120V121H154V120H143V121H145V123L142 121ZM151 121V122H150ZM147 122H149L148 123V125H150V127L149 126H147ZM153 122H155V123H153ZM110 123V124H111ZM142 123L144 124V125H142ZM151 123V124H150ZM163 123H165V124H167L168 125V123H166V122H163ZM130 124H132V125H130ZM141 124V125H140ZM156 124V125H155ZM164 124V125H165ZM52 125V126H51ZM138 125H140V126H138ZM152 125V126H151ZM167 125H166V127H167ZM62 126V127H61ZM142 126V127H141ZM52 129H51V128ZM146 127V128H145ZM150 128V129H148L147 130V128ZM152 127V128H151ZM165 126L163 127V128H166ZM170 127V126H169ZM169 127H167V128H169ZM231 127V126H230ZM130 128V129H131ZM141 128V129H140ZM208 128V127H207ZM206 128V129H207ZM254 128V124L253 123H244L243 125H237V126H235V127H233V132H234V134L237 136V137H241V136H243L244 134H246L250 129H253ZM61 129H64V130H61ZM129 129V130H130ZM133 129V128H132ZM142 129H145V130H147V131H149V132H145V130L144 131H142ZM138 130V131H137ZM141 130V131H140ZM205 130V129H204ZM204 130H202L201 132H203ZM65 131V132H64ZM131 131V130H130ZM141 133H140V132ZM136 132H137V134H136ZM144 132V133H143ZM48 133H49V135H48ZM143 133V134H142ZM147 133H149V134H151V136L149 135V134H147ZM64 134H66V135H64ZM140 134V135H139ZM144 134H145V136L146 137H148V138H145V136H144ZM147 134V135H146ZM164 134V133H163ZM34 135V136H33ZM63 135V136H62ZM81 135V136H80ZM84 135H85V133H84ZM47 136V137H46ZM66 136V137H65ZM76 136V137H75ZM144 136V137H143ZM33 137H35L34 139H36V140H33ZM77 137H79V138H77ZM82 137V138H81ZM84 137V138H83ZM37 138L39 139V140H37ZM47 138V139H46ZM27 139V140H26ZM32 139V140H31ZM40 139H41V141H40ZM84 139V140H83ZM103 139H105L104 137H103ZM135 139H137V140H135ZM151 141H150V140ZM24 140V141H23ZM131 140V141H130ZM136 142H135V141ZM202 140V141H201ZM16 141V140H15ZM143 141V142H142ZM163 141V140H162ZM214 141V142H213ZM235 141V142H234ZM93 145V146H91V144ZM127 142L130 144V145H128L127 144ZM145 142V143H144ZM151 142H153L154 144L156 143V144H158L157 146H156V144H155V147H154V144L153 143H151ZM176 142V143H175ZM210 142V143H209ZM27 143V144H26ZM90 145H89V144ZM111 143H113V145L111 144ZM133 143H135V145H133ZM149 143H150V145H149ZM163 143H161V144H163ZM257 143H259V142H257ZM28 144H30V146L28 145ZM100 144H103V145H101L102 146V148H101V146H100ZM137 144V145H136ZM25 145H26V148L27 147H31L32 149V151H29V152H26V150L28 149H26L25 151H24V148H22V147H25ZM67 145V146H66ZM79 147V149L81 150H79L80 151V153H78V154H76L75 156L74 155H72L71 157L70 156H68V154L67 155H65V156H62V157H58V158H56V155H58V152H62V150H64V151H66V150H71V149H74L75 147H77V146ZM89 145V146H88ZM106 145V146H105ZM109 145V146H108ZM125 145V146H124ZM139 145H141V146H139ZM171 145V146H170ZM5 146V145H4ZM63 147V149H62V147ZM71 146V147H70ZM72 146L74 147V148H72ZM88 146V147H87ZM104 146V147H103ZM146 146V147H145ZM160 146H162L163 148H161ZM182 146V147H181ZM2 147V146H1ZM8 147V146H7ZM22 148V150H23V152H21L22 150H19V149H21ZM37 147V148H36ZM61 147V148H60ZM66 147H67V149H66ZM68 147H70V148H68ZM99 147V149H98V151H97V148ZM156 147H159L158 149L160 150H158L159 152H157V155H156V153H152V149H155ZM181 147V148H180ZM34 148H35V150H34ZM93 148V149H92ZM101 148V149H100ZM109 148H111V149H109ZM116 148V149H115ZM138 148V149H137ZM143 149L144 150V152H143V150H139V149ZM147 150H146V149ZM188 148V149H187ZM236 148V149H235ZM59 149V150H58ZM60 149H62V150H60ZM85 149H86V151H85ZM118 149V150H117ZM122 149V150H121ZM130 149V150H129ZM131 149H133V150H131ZM135 149H136V151H137V153H136V151H135ZM163 151H162V150ZM164 149H166V150H164ZM28 150H30V149H28ZM27 150V151H28ZM93 150V151H92ZM96 150V151H95ZM105 150H106V152H105ZM138 150H139V153H138ZM151 151V153L152 154H154V155H156V157H154V155H150V151ZM170 150V149H169ZM178 150V151H177ZM189 150V151H188ZM232 150V151H231ZM244 150V151H245ZM17 151V152H16ZM33 151H35L34 153H33ZM87 151H89L88 153H87ZM115 151H117L116 153H115ZM130 151V152H129ZM133 151V152H132ZM1 152V151H0ZM25 152V153H24ZM30 152H32V153H30ZM66 152H68V151H66ZM85 152V153H84ZM92 152V153H91ZM125 152V153H124ZM148 152V153H147ZM164 153V154H160V153ZM177 152V153H176ZM21 153V154H20ZM42 153H44V154H42ZM101 153V154H100ZM106 153V154H105ZM123 153V154H122ZM126 153H127V156H126ZM176 153L177 154V156L176 155H174V154ZM15 154H16V156H15ZM23 154H27V155H23ZM54 154H55V156H54ZM81 154V155H80ZM86 154H89V155H86ZM92 154H93V156H92ZM105 154V155H104ZM120 154V155H119ZM123 155V157H122V155ZM125 154V155H124ZM130 155V157H129V155ZM132 154L134 155V157H137L136 159L132 156ZM137 154V155H136ZM143 154V155H142ZM150 155V157L149 158H152V157H154V160H153V158L152 159H150V161H152V162H150V161H146V163H145V165H142V161H144L145 160V157H147V159L146 160H148V156ZM159 154L161 155V157H162V159L160 160L161 162H158L159 160V158H161V157H159ZM166 154H168V158H167V155ZM172 154V155H171ZM20 155V156H19ZM46 155V156H45ZM92 156V158H91V156ZM101 155V156H100ZM115 155V156H114ZM144 155H147V156H144ZM172 156V158H174V159H172V158H169V156ZM2 156V155H1ZM13 156V157H12ZM24 157L22 160V162L24 163H22V165H20L21 163H20V160L18 161V159H20L19 157ZM26 156H29V157H26ZM36 156H35V158H36ZM51 156H52V158H51ZM54 156V157H53ZM77 156V157H76ZM79 156L81 157V158H79ZM87 156V157H86ZM106 156V157H105ZM117 156H119V157H117ZM157 156L159 157L158 159H157ZM163 156H165V157H163ZM173 156H176L177 158H175V157H173ZM3 157V156H2ZM16 157V158H15ZM17 157H18V159H17ZM31 157V158H30ZM46 157L48 158V159H46ZM74 157V158H73ZM77 159H76V158ZM82 157H83V159H82ZM84 157H86V158H84ZM103 157H105V158H103ZM126 157V158H125ZM27 160H26V159ZM28 158H30V159H28ZM90 158V159H89ZM142 158H144V160L142 159ZM186 158V159H185ZM2 159V158H1ZM0 159V160H1ZM7 159V158H6ZM16 159V160H15ZM52 159V160H51ZM56 159H58V160H56ZM100 161H99V160ZM108 161H107V160ZM110 159V160H109ZM127 159V160H126ZM138 159V160H137ZM166 159H170L169 161H170V163L168 164V163H166V162H168V161H166ZM236 159V160H235ZM3 160V159H2ZM24 160L25 161H27V162H24ZM45 160H47V161H45ZM53 160H55L57 163H55V161H54V163H55V167H53L54 165V163H53ZM115 160L117 161V162H115ZM118 160H120V161H118ZM172 160H173V162H172ZM234 160V161H233ZM4 161V163H5V160H3ZM50 161H52V162H50ZM60 161V162H59ZM92 161V162H91ZM112 161H114L113 163H111ZM132 161V162H131ZM166 161V162H165ZM186 161H188V162H186ZM203 161V162H202ZM236 161V162H235ZM30 162V163H31ZM59 162V163H58ZM97 162V163H96ZM101 162H102V164H101ZM106 162V163H105ZM142 162V163H141ZM145 162V161H144ZM157 162V163H156ZM162 162H163V166L164 167H162ZM27 163V164H28ZM30 163L28 164V165H30ZM100 163V164H99ZM116 163V164H115ZM120 163V164H119ZM152 163H156L155 164V166L154 165H152ZM160 163V164H159ZM165 163L167 164V166L165 165ZM203 163V164H202ZM0 164H1V169H2V164H3V162L1 161L0 162ZM48 165V166H50L51 164H52V166L50 167L51 168V170H50V168L48 167V166H46V165ZM56 164H57V166H56ZM94 164V165H93ZM96 164H99V167H98V165H96ZM106 164V165H105ZM118 164V165H117ZM136 164V163H135ZM144 164V163H143ZM183 164V165H182ZM186 164H187V166H186ZM112 165V166H111ZM123 165H124V163H123ZM150 165H151V167H150ZM159 165H161V167H162V169H161V167L159 166ZM18 166V167H17ZM46 166V167H45ZM96 166V169L94 168ZM104 166V167H103ZM106 166V167H105ZM129 166V167H128ZM155 168H154V167ZM157 166L158 167H160V168H157ZM165 166H166V168H165ZM178 166V167H177ZM185 166V167H184ZM14 167V168H13ZM82 167H85V169L88 171V173H89V171H91L92 173H94L95 175H96V179L98 178V179H101L100 180V182H99V180L97 181L95 178H91V175L90 174H88L89 175V177H87V178H85V182L87 181V180H89L90 179V181H91V183H93V181H94V179L96 180V181H94V183H96V185L97 186H92V185H95L94 183L91 185L90 184V182L88 183V185L90 184L92 187H93V189L91 188V186H87V184L86 185H84L83 186V188L85 187V186H87V188L89 189L88 191H87V188L86 189H84V191H83V188L81 189H79V185L80 184H82V183H84L85 184V182H84V178H81L80 176L81 175H83L82 177H84V175L85 174H80V173H86V175H87V172H84V171H86L84 168H82ZM87 167V168H86ZM93 167V168H92ZM99 169H98V168ZM134 167V166H133ZM141 167V168H140ZM45 168V169H44ZM103 170V172H102V170ZM113 168H114V170H113ZM135 168V167H134ZM134 168H132L131 167V169H134ZM149 168H151V169H149ZM163 168H164V171H166V173L164 172V171H162L163 170ZM84 171H83V170ZM89 169V170H88ZM91 169V170H90ZM98 169V170H97ZM104 169H105V171H104ZM110 169V170H109ZM112 169V170H111ZM131 169H130V171H131ZM146 169V170H145ZM153 169V170H152ZM158 170V171H162V172H164L166 175H164V177H163V174H162V172L160 173V172H158V171H156V170ZM15 170H17V171H15ZM59 170H61V172L59 171ZM75 170H79L78 172L77 171H75ZM93 170V171H92ZM101 170V171H100ZM149 170V171H148ZM154 171V173L153 172H151V171ZM0 171H2L3 172V169L2 170H0ZM99 171V172H98ZM108 171V172H107ZM129 170H128V172H126L125 174H127V173H130V175H132V174H135V173H132V172H130ZM145 171V172H144ZM19 172V173H18ZM55 172H58V173H55ZM65 172V173H64ZM74 172L76 173V174H74ZM80 172V173H79ZM97 174H96V173ZM155 172H158L159 174H155ZM4 173V172H3ZM16 173V174H15ZM63 173V174H62ZM70 173V174H69ZM74 174V176L72 177V175L71 174ZM91 173V174H92ZM145 173V174H144ZM147 173V174H146ZM24 174V175H25ZM28 174V173H27ZM42 174H45V176L48 178V182L50 183V181H49V177H54V175H52V174H56V178L57 177H59V176H64V175H68V176H70L71 175V177H69L70 179L71 178H74L75 176V178L74 179H71L70 180V183H68V179H67V176H65V178H63L62 180H65V179H67V180H65L67 183L66 184H64L63 182H65V181H62L61 183H63V184H61V186L63 187H65L66 188V185L68 184V185H70L68 188H66V191H65V188H63V189H61L62 187L60 186V188H58V189H61L60 191L58 190H56V189H51L50 190V188L49 187H47V185L46 186H44V187H42L43 186V183H42V185H40L41 183H39L40 181L42 182V181H44L43 180V177H45V176H43ZM50 174V175H49ZM77 174H80V176H77ZM149 174V175H148ZM153 175V178H151L152 176L151 175ZM155 174V175H154ZM1 175V174H0ZM42 175V176H41ZM85 175V176H86ZM95 175H93L92 174V177H95ZM98 175V176H97ZM102 174H100V176H101ZM161 175V176H160ZM49 176V177H48ZM214 176H215V178H214ZM17 177V176H16ZM45 177V178H46ZM53 177L51 178V180L53 179ZM79 177V178H78ZM209 177H210V180L211 179H216V177H217V185H215L214 186V184L212 185V183H210V184H204L203 182H205L206 181V179L208 178L209 179ZM213 177V178H212ZM220 177V178H219ZM0 178H1V176H0ZM14 178V177H13ZM41 178H42V180H41ZM44 178V179H45ZM83 180V182L81 183V179ZM151 178V179H150ZM157 178H159V179H157ZM160 178H163L162 180H160ZM37 179H38V181H37ZM78 179V180H77ZM87 179V180H86ZM92 179V180H91ZM213 179V180H214ZM222 179V180H221ZM16 180V179H15ZM40 180V181H39ZM81 180V181H80ZM111 180V179H110ZM158 180H159V183H158ZM221 180V181H220ZM13 181H14V184H13ZM47 180H45V182H46ZM74 181V182H73ZM171 181V182H170ZM174 181V182H173ZM200 181V182H199ZM202 181V182H201ZM216 181V180H215ZM219 181V182H218ZM44 182V183H45ZM77 182H79L78 184H77ZM143 182H147L146 180L144 181V179H143ZM176 182V183H175ZM198 182H199V184H198ZM37 183H38V185L42 188V189H39L38 188V185H37ZM105 183V182H104ZM104 183H101L102 185L104 184ZM148 183H151V182H148ZM148 183H146L147 185H148ZM171 183V184H176L177 185V187H176V185H175V189L176 188H178V190L180 191L181 189H183V190H181L180 192L181 193H179V197H181V198H186L184 201H183V199H180L177 203H178V206L177 207H175V209L176 208H178L176 211L175 210H173L172 211V209L170 210V208H169V211H172L173 212V214H172V212H169L170 213V215L168 214L167 215V217L166 216H164V215H162V216H160V218L162 219L161 221H158V223H156V224H152L151 222L153 221L152 220V218L154 217V215H155V212H156V214H158V215H160V213L159 212H163L166 208L165 207H162L161 205H159L158 206V203L160 204V203H162L161 202V200H162V193L164 192V190H166L165 188H167V187H169L170 185L169 184ZM203 183V184H202ZM219 183V184H218ZM145 184V183H144ZM143 184V185H144ZM202 184V185H201ZM102 185H100L99 187V192L100 191H103L105 188H102L101 186ZM146 185V186H147ZM183 185V186H182ZM13 186V187H12ZM19 186V188H17ZM23 188H21V187ZM25 186V185H24ZM74 186V187H73ZM75 186H76V188H75ZM141 187L140 188H142L143 186L142 185H140ZM146 186H144L143 188H145ZM181 186V187H180ZM214 186V188H212ZM217 186V187H216ZM35 187V188H34ZM38 189H37V188ZM45 187H47V188H45ZM82 187V186H81ZM103 187H104V185H103ZM184 187V188H183ZM17 188V189H16ZM31 188V189H30ZM34 188V189H33ZM48 188H49V190H48ZM55 188V187H54ZM57 188V187H56ZM71 188V189H70ZM138 188V189H137ZM36 189V190H35ZM46 189V190H45ZM72 189H73V191H72ZM78 191H77V190ZM162 189H164V190H162ZM30 190H32V191H30ZM44 190V191H43ZM53 190V191H52ZM70 190V191H69ZM79 190H81V191H79ZM92 190V191H91ZM97 190V191H98ZM177 190V189H176ZM47 191H50V192H47ZM55 192L54 194L52 193V192ZM57 191V192H56ZM64 191V192H63ZM72 191V192H71ZM77 191V192H76ZM127 191H129V190H127ZM163 191V192H162ZM184 193H183V192ZM224 192L226 195H228L230 198H231V200H230V198L229 197H227L226 198V196H225V198L223 197V193L222 192ZM58 192H59V194H58ZM61 192V193H60ZM75 192V193H74ZM134 192V193H135ZM161 194H160V193ZM166 192L167 191H165V193L164 194H166ZM221 192V193H220ZM49 193H52V194H49ZM67 193V194H66ZM72 193H74V195L72 194ZM80 193V194H79ZM114 193V192H113ZM159 193V194H158ZM168 193V192H167ZM183 193V194H182ZM214 193L216 194V195H214ZM218 193H219V196H218ZM228 193V194H227ZM27 194V193H26ZM47 194V195H46ZM60 195V196H57V195ZM120 194V195H119ZM126 194V195H125ZM149 194V195H148ZM163 194V195H164ZM169 194V193H168ZM178 194V193H177ZM182 194V196H180ZM14 195H16L15 197H14ZM55 195V196H54ZM71 195V196H70ZM77 195V196H76ZM106 195V194H105ZM125 195V196H124ZM157 195H159V196H157ZM184 195V196H183ZM30 196H31V198H30ZM43 196H44V198H43ZM51 196H53V197H51ZM102 196H103V198H102ZM109 196V194L107 195V197ZM150 196V197H149ZM166 196V195H165ZM186 196V197H185ZM205 196V195H204ZM13 197V198H12ZM27 197H29L28 199H27ZM46 197V198H45ZM51 197V198H50ZM62 197V198H61ZM71 197V198H70ZM75 197V198H74ZM148 198V199H146V198ZM156 197V198H155ZM169 197H172L171 198V200H173V198H174V196L173 195H171L170 194V196ZM223 197V198H222ZM14 198H17V199H14ZM43 198V199H42ZM100 200H99V199ZM98 198L96 197V199H94V200H96V201H98L95 205H93L92 203V209H95L94 207L96 206V205H100L99 203L101 202H103L104 200H105V197H104V195H100V196H98ZM153 198V199H152ZM154 198H155V200H154ZM158 198V199H157ZM164 198V197H163ZM166 198V197H165ZM165 198L162 200L163 202H164V200H165ZM175 198H176V195H175ZM12 199V200H11ZM46 199V200H45ZM50 200V201H47V200ZM54 199V200H53ZM59 199H62V200H59ZM73 200V202H72V200ZM76 199H79L78 197L76 198ZM104 199V200H103ZM142 199H146V200H142ZM150 199H152V200H150ZM161 199V200H160ZM228 199V200H227ZM18 200V201H17ZM21 200V201H20ZM23 200V201H22ZM29 200V201H28ZM44 202H43V201ZM55 200H58V201H55ZM65 200V201H64ZM66 200H69V201H66ZM93 202H95L93 199H91ZM90 200V201H91ZM103 200V201H102ZM124 200V199H123ZM137 200H139V202L137 201ZM154 200V201H153ZM156 200L157 201H159L158 203L156 202ZM167 200H170V198H168V195H167V199H166V201ZM170 200V201H171ZM211 200V201H210ZM15 201V202H14ZM53 201V202H52ZM63 201H64V204H63ZM75 201V202H74ZM100 201V202H99ZM148 201L150 202V201H152V202H150V203H148ZM183 201V202H182ZM16 202H18L19 203V206H22V207H19L18 206V203H16ZM45 202H48V205L47 204H45ZM50 202V203H49ZM60 202H62V203H60ZM71 202V206L68 204V203H70ZM137 202V203H136ZM153 202H155V204L153 203ZM180 202V203H179ZM197 202V203H196ZM206 202V203H207ZM13 203H15V204H13ZM23 203V204H22ZM54 203V204H53ZM75 203V204H74ZM136 203V204H135ZM182 203V204H181ZM195 203V204H194ZM207 203V204H208ZM53 204V205H52ZM130 204L132 205V207H133V209H132V207L130 206ZM135 204V205H134ZM155 206H154V205ZM192 204H193V206H194V208H193V206H192ZM203 204V203H202ZM4 205V206H3ZM8 205V206H7ZM12 205V206H11ZM15 205V206H14ZM16 205L18 206V207H16ZM30 205H33V206H30ZM52 205V206H51ZM60 205V207H57V206H59ZM74 205V206H73ZM76 205H77V207H76ZM89 205H90V203H89ZM153 205V206H152ZM198 205V206H197ZM218 205V204H217ZM5 206H7L6 208H5ZM14 206V207H13ZM63 206V207H62ZM68 206H69V208H68ZM78 206H79V209H78ZM82 208H81V207ZM85 206V205H84ZM87 206V205H86ZM85 206V207H86ZM124 206V207H125ZM158 206V207H157ZM161 206V207H160ZM181 206V207H180ZM11 207V208H10ZM16 207V208H15ZM30 207V208H29ZM51 207H54L53 208V210H55V209H57V211L55 212V211H53V210H51L50 208ZM56 207V208H55ZM73 207V209L71 210V208ZM128 207H130V208H128ZM137 207V208H136ZM153 207H154V209H153ZM199 207V208H198ZM21 208H25V209H27V210H29L28 212L27 211H25V210H21ZM48 208H49V212H48ZM64 208V211H62V209ZM67 208V209H66ZM89 208V207H88ZM87 207L85 208V210L86 209H88ZM90 208V209H91ZM97 208V207H96ZM182 208H184V209H182ZM211 208H212V206H211ZM12 209V210H11ZM59 209V210H58ZM61 209V210H60ZM69 209V210H68ZM109 209V207H107V209H105L102 213H101V217L100 218H103L102 216H106L107 214H105V212L106 213H108L110 210H111V208H110V210L109 211H107ZM136 209H137V212H136ZM203 209V208H202ZM16 212H15V211ZM47 210V211H46ZM66 210V211H65ZM84 210V211H85ZM126 210V211H127ZM129 210H131V211H129ZM154 210V211H153ZM156 210V211H155ZM158 210H159V212H158ZM198 210V211H199ZM24 211V212H23ZM44 211H46V215H48L49 216V219H48V216L46 217V216H43V215H45V212ZM53 211L54 213H51V212ZM67 211H69V213L67 214ZM79 211V212H78ZM83 211V212H84ZM135 211V212H134ZM153 211V212H152ZM187 211H189V210H186V212ZM193 211H195V210H193ZM33 212H34V214H33ZM43 212V215L41 214ZM59 212V213H58ZM62 212H64V214L62 213ZM66 212V213H65ZM130 212V213H129ZM150 212H152V214L150 213ZM158 212V213H157ZM175 212V213H174ZM207 212H208V210H207ZM24 213V214H25ZM51 213V214H50ZM57 213V214H56ZM62 213V214H61ZM104 213V214H103ZM129 213V214H128ZM181 215H180V214ZM202 213H204V214H202ZM216 213V214H215ZM23 214V215H24ZM40 214H41V216H43V218L40 216ZM74 214V215H75ZM133 214V215H132ZM136 214V215H135ZM212 214H214V215H212ZM20 215V214H19ZM23 215H20L18 218L20 219H23ZM33 215V216H32ZM40 216V218H39V216ZM132 215V216H131ZM135 215V216H134ZM147 215L150 217V219H149V217H147ZM18 216V215H17ZM22 216V217H21ZM33 218H32V217ZM50 216H53V217H55V218H53V217H50ZM62 216V217H61ZM125 216H127V217H125ZM130 217V218H129ZM143 217V218H142ZM146 217H147V219H149V221L148 220H146ZM37 218V219H36ZM40 220H39V219ZM41 218L43 219L42 221H41ZM46 218V219H45ZM53 219V221H51L52 219ZM63 218V219H64ZM72 218V217H71ZM73 218H74V216H73ZM114 218V219H113ZM142 218V219H141ZM180 218V219H179ZM196 218V219H195ZM25 219V218H24ZM51 219V220H50ZM60 219V220H59ZM62 219V220H63ZM133 221H132V220ZM251 219V220H250ZM32 220V221H31ZM34 220V221H33ZM38 220V221H37ZM45 220V221H44ZM49 220V221H48ZM59 220V221H58ZM101 219H98V221H100ZM130 220V221H129ZM140 220V221H139ZM160 220V219H159ZM191 220V221H190ZM19 221V223H20V221L21 220H18ZM23 221H21V223H20V226H21V224L23 223ZM40 221V225H42V226H40L39 224H38V222ZM64 221H65V219H64ZM74 221H76L75 219H74ZM74 221H71V222H73L74 223ZM76 222V223H74V224H76L77 225V223H81L82 222V220L81 221H79V222ZM108 221H109V223H108ZM129 221V222H128ZM138 221L140 222V226L139 225H137L138 224ZM146 221H148V222H146ZM29 222H31V223H29ZM46 222V223H45ZM47 222H52L53 224V226L51 225V223L48 225V226H46L48 223ZM101 222V221H100ZM115 223V226H114V223ZM121 222H124V223H122L121 224ZM132 222H134L135 223V225H134V223L132 224ZM153 222H156V221H153ZM180 222V223H179ZM203 222V223H202ZM234 222V223H233ZM35 223H37V224H35ZM45 223V224H44ZM54 223H55V225H54ZM125 223H127V224H125ZM131 223V224H130ZM137 223V224H136ZM142 223V224H141ZM147 223V224H146ZM149 223V224H148ZM183 223V222H182ZM192 223H194V224H192ZM23 224V225H24ZM34 224V225H33ZM95 224H96V222H95ZM97 224H99V222H97ZM120 224V225H119ZM125 224V226H129V227H127L128 228V231H126V230H123L124 228H122V226ZM130 224V225H129ZM144 224V225H143ZM189 224H190V227H191V229H190V227H189ZM192 224V225H191ZM3 224H1V226H0V233H1V231H2V233L4 234V232H5V238L7 237V235H6V233L8 234V235H11L12 234V231H13V234L12 235H14V229H12L13 228V226H12V224L9 226V224H7L6 223V228L4 227L5 226V224L2 226ZM11 228H9L8 226ZM22 225V226H23ZM37 225V226H36ZM104 227H103V226ZM134 225V226H133ZM153 225V226H152ZM12 226V227H11ZM24 226H26V225H24ZM47 227V229H46V227ZM49 226H50V228H49ZM116 226H118V227H116ZM136 226H138L137 227V229H142V230H137L136 229ZM149 226H151V227H149ZM4 227V228H3ZM11 230L10 232H9V229ZM30 227H28V228H30ZM31 227V228H32ZM52 227V228H51ZM130 227H132L130 230H131V232H130V230H129V228ZM216 227H218V228H216ZM223 227V228H222ZM22 228H25V227H22ZM22 228H21V231L19 232L20 234H19V238L21 239V241H23L24 239L25 240H27V239H29V235H31V237H33L32 239H31V237H30V243L28 242V246L26 245L25 246V243L26 242H21V244H19V242H14V243H12V244H14V245H12L11 243V246L12 247H10L9 245H6L5 243V238H4V236L2 235V233L0 234L1 236H2V238H0L1 240V242L3 241L4 242V245L5 246H9V247H7V248H5V249H7V250H5V252L3 251H1L2 253L1 254H3V257L1 256V261H2V259H5L6 258V255H8L9 257L10 256H12L13 254H17V253H21L22 255H24V256H27V254H29L30 253V251L32 250L31 248L34 246H36V244H37V236L39 237V239H41L43 236H45V235H42V237H41V235H38V233H37V236H36V238H34V235L35 234H33V231H31V228L29 229L31 232H32V234H31V232L28 234L27 233V235H26V232H25V235H23L24 234V232L23 231H28V229L27 228H25V229H27V230H25V229H23L22 230ZM32 228V229H33ZM134 228H135V230L137 231V234H134V235H132V234H129V233H133L132 232V230H134ZM145 228H146V230H145ZM187 228V229H186ZM188 228H189V230H191V232H189L188 231ZM38 229H40V230H38ZM45 229V230H44ZM52 231H51V230ZM215 230V232H216V230L219 232V234H216L215 235V233H214V230ZM4 230H7L8 232H6V231H4ZM63 230H65V229H62L61 231H60V233H58V235H56L57 236V238H58V236L61 234V236H62V233L64 234V231ZM106 230H109V229H106ZM111 230V229H110ZM184 230V231H183ZM189 232V234L191 235V237H194V239H192V240H190V241H187L186 242V239L188 240V238H191L190 236L187 238L186 237V235H187V231ZM124 231L126 232V234L124 233ZM136 231H135V233H136ZM171 231V232H170ZM200 231V232H199ZM222 231V232H221ZM246 231H249V234L251 233V235H250V238L249 237H245L244 236V232H246ZM59 232V231H58ZM123 232V233H122ZM129 232V233H128ZM166 232V233H165ZM174 232V233H173ZM182 232V233H181ZM53 233H55V234H57V231L56 232H53ZM52 233V234H53ZM127 233H128V235H132V236H129L128 237V235H127ZM186 233V234H185ZM198 233H199V236H198ZM79 234V233H78ZM124 234V236H126V237H128V238H125V237H122V238H124L123 240L121 239V237H120V239L118 240V237L119 236H122ZM163 234H165V236L163 235ZM196 236H195V235ZM11 235V236H12ZM21 235V236H20ZM23 235V236H22ZM33 235V236H32ZM49 235H47V237L49 236ZM54 235V234H53ZM50 236V240L48 241V242H50V244L53 242V239L55 238L54 236ZM163 235V236H162ZM194 235V236H193ZM257 235H259V237L257 236ZM10 236V239L12 238L13 239V237H11ZM25 236H27V237H25ZM79 236V235H78ZM78 236H75V238H74V241L72 240V242H70V241H68V240H70V238L65 242L64 241V243H67V245H68V242H70V243H72V244H74V243H76V237H78ZM175 236V234L173 235V237ZM202 236V237H201ZM232 237V238H230V237ZM253 236V237H252ZM9 237V236H8ZM25 237V238H24ZM41 237V238H40ZM51 237H54V238H51ZM134 237H136V238H134ZM162 238V240L160 241V239L159 238ZM168 237H169V239H168ZM199 237H200V239H199ZM222 238L221 240H218V238ZM4 238V239H3ZM18 238V239H19ZM27 238V239H26ZM117 238V239H116ZM130 238V240H126V239H129ZM203 238H204V240H203ZM235 238V240H233ZM253 238V239H252ZM256 238V239H255ZM16 239H17V237H16ZM20 239H19V241H20ZM34 239V240H33ZM36 239V240H35ZM56 239V238H55ZM73 239V238H72ZM132 239H136V240H133L132 241ZM163 239L165 240L166 239V241H163ZM199 239V240H198ZM201 239L203 240V241H201ZM255 239V240H254ZM10 241L11 242V240H9V238H7L6 239V241ZM120 240H122V241H120ZM147 240V241H146ZM168 240V241H167ZM196 242H195V241ZM225 240H226V242H228L227 244H226V242H225ZM254 240V241H253ZM32 241V242H31ZM34 241V242H33ZM124 241V242H123ZM125 241H127V242H125ZM132 241V242H131ZM184 241H185V243L186 244H183L182 245V243H184ZM198 241H200L199 243H198ZM219 241V242H218ZM233 243H231V242ZM235 241V242H234ZM35 242H36V244H35ZM113 242H111V243H113ZM138 242V243H137ZM165 242V243H164ZM204 242V243H203ZM214 242V243H213ZM217 242V243H216ZM220 242H221V244H220ZM223 242H225V243H223ZM22 243H23V245H22ZM33 243V244H32ZM63 243V244H64ZM110 243V244H111ZM120 243H122L123 245L121 246V244ZM200 243H202L203 245H201ZM212 243V244H211ZM218 243L220 244V246L218 245ZM233 245V246H231V244ZM235 243V244H234ZM3 244V243H2ZM19 245V246H17V245ZM71 244V246L69 247V248H74L73 246L75 245H72ZM79 244V243H78ZM120 244V245H119ZM128 244V245H127ZM157 244H158V246H157ZM160 244V245H159ZM190 244V245H189ZM192 244V245H191ZM197 244H199V246L197 245ZM208 244V245H207ZM211 244V245H210ZM215 244V245H214ZM0 245H1V243H0ZM22 245V247L21 248H23L22 249V251L21 252H19L20 250H21V248L19 249V248H17V249H19V251H17V249H14V247L15 246H17V247H20ZM32 247H31V246ZM66 245V244H65ZM70 245V244H69ZM77 245V244H76ZM75 245V246H76ZM189 245V246H188ZM212 246V247H210V246ZM216 245H217V248H219L220 250H216ZM226 245V246H225ZM227 245H228V247H227ZM3 246V245H2ZM1 246V247H2ZM5 246H3V247H5ZM23 246H25V247H23ZM78 246V245H77ZM117 246H119L118 248H117ZM153 246V247H154ZM175 246V247H174ZM180 246V247H179ZM187 246V247H186ZM219 246V247H218ZM222 246V247H221ZM223 246H225V247H223ZM231 246V247H230ZM244 246V247H243ZM246 246V247H245ZM28 247H29V249H28ZM64 247V246H63ZM105 247V248H106ZM136 249H135V248ZM186 247V248H185ZM189 247V248H188ZM201 247V248H200ZM208 247H210V248H208ZM213 247L215 248L214 250H212L213 249ZM250 247V248H249ZM9 248V249H8ZM69 248H67L68 250H69ZM72 248H71V250H69L70 252L72 251ZM120 248V249H119ZM144 248V249H143ZM158 248V249H159ZM185 248V249H184ZM198 249L197 251L196 250H193V249ZM255 248V249H254ZM4 249V248H3ZM2 248H1V250H3ZM117 249V251H114V250H116ZM118 249L119 250H121L122 252H120V251H118ZM158 249H156L155 251H157ZM225 249H226V252H225ZM250 249H252V250H250ZM15 250V251H14ZM29 250V251H28ZM135 252H134V251ZM138 250V251H137ZM141 250V251H140ZM142 250H144V251H142ZM146 250V251H145ZM182 250V251H181ZM189 250V251H188ZM190 250H191V252H190ZM193 250V251H192ZM213 251L215 254H217V253H219L220 255H218V256H215V254H213V252H211L210 253V251ZM241 250V251H240ZM17 251V252H16ZM65 251V250H64ZM130 251H132V253H129ZM153 251V250H152ZM215 251H217V252H215ZM220 251V252H219ZM14 252V253H13ZM29 252V253H28ZM154 252V251H153ZM238 252H240V253H238ZM244 252V253H243ZM246 252H247V255H246ZM107 253V254H108ZM112 253V254H111ZM114 253V254H113ZM118 253H119V255H118ZM121 253V254H120ZM126 255H125V254ZM146 253V254H145ZM179 253V254H178ZM20 254V255H21ZM26 254V255H25ZM40 254V253H39ZM38 254V255H39ZM100 253H98V255H99ZM136 254H138V255H136ZM144 254V255H143ZM150 254V253H149ZM148 254V255H149ZM172 254H174V255H172ZM211 254H213V255H211ZM5 255V256H4ZM113 255V256H112ZM118 255V256H117ZM121 255H124V256H121ZM136 255V256H135ZM176 255H178V256H176ZM187 255H188V257H187ZM7 256V257H8ZM104 256H106V254L104 255ZM129 256H132V257H134V258H132V257H128ZM153 256V255H152ZM204 256V257H203ZM238 256V257H237ZM82 257H83V255H82ZM85 257V256H84ZM88 257V256H87ZM126 257V258H125ZM168 257L170 258V260H166V261H163V260H165L166 258L168 259ZM199 259H198V258ZM218 258V259H215V258ZM76 258H78V256L77 257H75V261H76ZM80 258H81V256L79 255V261H80ZM100 257H97V260L99 259ZM233 258H235V259H233ZM109 259H108V261H109ZM141 259V258H140ZM139 259V260H140ZM150 259V258H149ZM148 259V260H149ZM192 259V260H191ZM197 260V262H195L194 260ZM73 260V262H70V264H74V259H72ZM100 260V259H99ZM99 260H98V262H99ZM142 260V259H141ZM144 260H146V259H144ZM147 260V261H148ZM238 260V261H237ZM241 260H243V261H241ZM0 261V262H1ZM14 258H12V259H8L6 262H4L3 264H14ZM103 261H101L100 263H103ZM146 261V262H147ZM173 261V262H172ZM182 261H181V263H182ZM216 261V262H215ZM146 262L144 263V264H146ZM149 262H150V260L147 262L148 264H149ZM165 262V263H164ZM171 262V263H170ZM178 262V263H177ZM192 262H194V263H192ZM200 262H202V260L200 261ZM218 262V263H217ZM77 263L79 264V262L77 261ZM76 263V264H77ZM87 263V262H86ZM86 263H84V262H82L81 264H86ZM184 263V262H183ZM189 263H184V264H189ZM199 263V262H198ZM1 264H2V262H1ZM69 264V263H68ZM140 264H142V263H140ZM201 264V263H200Z\"/></svg>", "mask_w": 264, "mask_h": 264}]
</instances>
